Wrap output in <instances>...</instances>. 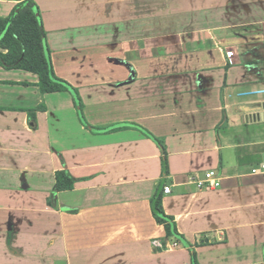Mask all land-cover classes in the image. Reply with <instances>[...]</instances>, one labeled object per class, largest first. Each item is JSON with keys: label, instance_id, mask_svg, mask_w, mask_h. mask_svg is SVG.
I'll list each match as a JSON object with an SVG mask.
<instances>
[{"label": "crops", "instance_id": "crops-1", "mask_svg": "<svg viewBox=\"0 0 264 264\" xmlns=\"http://www.w3.org/2000/svg\"><path fill=\"white\" fill-rule=\"evenodd\" d=\"M34 1L84 120L0 62V264H264V0ZM209 170L221 185L199 188Z\"/></svg>", "mask_w": 264, "mask_h": 264}, {"label": "trees", "instance_id": "trees-1", "mask_svg": "<svg viewBox=\"0 0 264 264\" xmlns=\"http://www.w3.org/2000/svg\"><path fill=\"white\" fill-rule=\"evenodd\" d=\"M0 46L8 50L6 53L0 52V62L4 66L36 73L39 76L38 86L43 94L70 92L74 97L79 115L84 120L83 101L77 88L58 77L55 72L41 10L34 0L18 3L8 17L0 18ZM43 109L45 106L40 105L28 110L33 121L36 119V112ZM164 163L166 165V158ZM56 180V190L74 187L75 178L67 169L58 171ZM151 205L156 220L165 226L167 235L184 240L185 237L179 232L175 218L167 214L164 209L163 191L156 193L151 200ZM191 257L192 264H200L194 251H191Z\"/></svg>", "mask_w": 264, "mask_h": 264}, {"label": "built area", "instance_id": "built-area-1", "mask_svg": "<svg viewBox=\"0 0 264 264\" xmlns=\"http://www.w3.org/2000/svg\"><path fill=\"white\" fill-rule=\"evenodd\" d=\"M264 93V90H261ZM253 173H264V163L260 164L257 167L252 169ZM194 182L197 184L199 188H218L221 185L220 182V175L217 170H209L205 173L204 178H194ZM164 192L169 193L171 192V187L169 185L164 186ZM154 244L156 247L164 250V251H171L179 246L177 241H168V240H155Z\"/></svg>", "mask_w": 264, "mask_h": 264}, {"label": "rangeland", "instance_id": "rangeland-1", "mask_svg": "<svg viewBox=\"0 0 264 264\" xmlns=\"http://www.w3.org/2000/svg\"><path fill=\"white\" fill-rule=\"evenodd\" d=\"M32 242H33V244H38V243L40 242V239H36V240H33V239H32ZM38 245H41V243L38 244ZM28 261H29V260H28Z\"/></svg>", "mask_w": 264, "mask_h": 264}]
</instances>
